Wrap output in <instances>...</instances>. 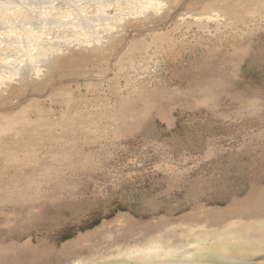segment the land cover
<instances>
[{"label":"rangeland","instance_id":"obj_1","mask_svg":"<svg viewBox=\"0 0 264 264\" xmlns=\"http://www.w3.org/2000/svg\"><path fill=\"white\" fill-rule=\"evenodd\" d=\"M109 1L0 0V264H264V0Z\"/></svg>","mask_w":264,"mask_h":264},{"label":"bare ground","instance_id":"obj_2","mask_svg":"<svg viewBox=\"0 0 264 264\" xmlns=\"http://www.w3.org/2000/svg\"><path fill=\"white\" fill-rule=\"evenodd\" d=\"M140 1V0H139ZM127 2H133V3H137L138 1L136 0H127ZM126 2V4H127ZM114 1L113 0H110L107 5H105L102 9V12H103V15H106L105 17H108V18H114L118 15H120V9L118 6H114L113 5ZM122 3V2H121ZM119 4V3H118ZM125 4V5H126ZM132 4V3H131ZM139 4V3H138ZM212 4V2H206L205 4H203L204 7L208 8L210 7V5ZM146 2H143L141 4V7L143 9L146 8ZM149 6H151V4H148ZM68 6V5H67ZM120 6V5H119ZM69 7V6H68ZM128 7V6H127ZM60 8V5H58L56 7V9H59ZM133 8V7H132ZM137 8V7H136ZM153 8V7H152ZM98 9V8H97ZM96 10V9H95ZM158 10V9H157ZM2 11V8H0V13ZM55 11V10H53ZM58 11V10H57ZM61 11V10H60ZM129 11H131L129 9ZM48 12V11H47ZM76 12V11H75ZM137 12V11H136ZM144 12V11H143ZM131 13V12H130ZM3 14V13H2ZM125 14V13H124ZM145 14V13H144ZM67 15V14H65ZM68 15H71V14H68ZM128 15V14H127ZM216 15V14H215ZM55 16V15H54ZM99 16V15H98ZM123 16V15H121ZM132 16V15H131ZM139 16V15H138ZM217 16V15H216ZM135 17V16H133ZM124 18V17H123ZM58 20V19H57ZM81 21V20H80ZM122 21V20H121ZM139 21V20H138ZM59 23V22H58ZM73 23V22H72ZM80 23V22H79ZM120 23V22H119ZM78 24V23H77ZM134 24V23H133ZM79 25V24H78ZM76 26V25H75ZM115 26V25H114ZM117 26V25H116ZM123 26V25H122ZM107 28V27H106ZM110 28H112L110 26ZM115 28V27H114ZM76 27L74 28L73 27V24L70 25V24H67V23H64L61 25V28L60 30L57 29L58 31H60L58 34L55 33L56 35L52 36L50 40L47 41V44H50L51 46L54 45L55 47V52L52 53L53 55H57V56H54V60L52 61V66H50V68L47 70V71H51L52 73V76L55 74V73H63L65 70L67 71V69H70V68H80L81 65H83V63L85 62V57L90 56V54H87V53H80V52H76V51H80V50H87L88 48V42L86 43L82 38L79 37V35L77 36L76 35V31H75ZM109 29V28H108ZM113 29V28H112ZM75 31V32H74ZM82 31V30H81ZM87 31V30H86ZM104 31V30H103ZM111 31V29H110ZM79 33V32H78ZM33 34V33H32ZM37 34V33H36ZM113 34V33H112ZM118 35V34H117ZM115 36V35H114ZM32 36L30 35H27V38H31ZM34 37V36H33ZM113 37V36H112ZM37 38V37H36ZM39 38V37H38ZM86 38V37H85ZM99 38V37H98ZM91 40V38H90ZM89 40V41H90ZM99 40V39H98ZM101 40V39H100ZM94 42V41H93ZM97 42V41H96ZM91 43V41H90ZM95 44V43H94ZM104 45V44H102ZM100 46V45H99ZM48 47V46H47ZM7 48V47H6ZM53 49V47H51ZM51 50V49H50ZM66 50H70V52L72 51L71 54H67L66 53ZM93 50V49H92ZM54 51V50H53ZM103 51V50H102ZM51 52V51H50ZM44 53V52H43ZM102 53V52H101ZM46 55V54H45ZM58 55H61L58 57ZM111 55V54H110ZM47 57V55H46ZM49 57V56H48ZM103 57V56H101ZM104 58V57H103ZM106 58H108L106 56ZM46 59V58H45ZM110 60V59H109ZM45 65V64H44ZM38 70V69H36ZM40 70V69H39ZM36 72V71H35ZM12 73V72H11ZM34 73V72H33ZM43 73V72H42ZM40 74V73H39ZM13 76V74H11ZM21 75V74H20ZM47 75V74H46ZM2 76V75H1ZM0 76V89H2L3 92H1L2 94H0V102H3L5 101L4 99H7L5 98L6 96H8L10 93H8L9 91H6L4 92V89L2 88L3 86H1L2 84L4 85V83L6 82H10V79H3L2 77ZM6 76V75H5ZM16 76V75H15ZM43 76V75H42ZM14 77V76H13ZM17 77V76H16ZM15 77V78H16ZM39 77V76H38ZM22 78V77H21ZM20 78V79H21ZM14 82V81H13ZM15 82L17 83V81L15 80ZM6 85V84H5ZM6 87V86H5ZM4 87V88H5ZM10 88V87H9ZM41 88L44 89L43 86H41ZM11 89H13L11 87ZM10 89V91H11ZM17 92V90H13V93ZM143 113V112H142ZM20 114V111L18 112H4V114H0V121L1 119H5V123L3 122H0V134L1 133H4L6 132L5 130H11L13 131L15 129V125L18 121V115ZM20 125V124H19ZM10 132V131H9ZM16 132V131H14ZM17 133V132H16ZM2 136V134L0 135ZM264 234V233H263ZM263 238V237H262ZM263 241V242H262ZM260 244L259 248L261 249V254L260 256L261 257H264V239H261L258 241ZM189 250V249H188ZM191 250V249H190ZM178 260V258H177ZM244 261V260H243ZM248 261V260H246ZM261 261H263V259H261ZM259 262V261H258ZM165 264H188V263H184L182 260L180 261H175V262H172V263H165ZM193 264V263H191Z\"/></svg>","mask_w":264,"mask_h":264}]
</instances>
